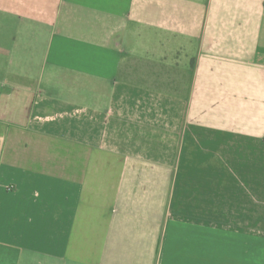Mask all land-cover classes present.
<instances>
[{"label": "crops", "instance_id": "crops-1", "mask_svg": "<svg viewBox=\"0 0 264 264\" xmlns=\"http://www.w3.org/2000/svg\"><path fill=\"white\" fill-rule=\"evenodd\" d=\"M256 240L264 0H0V264H255Z\"/></svg>", "mask_w": 264, "mask_h": 264}, {"label": "rangeland", "instance_id": "rangeland-1", "mask_svg": "<svg viewBox=\"0 0 264 264\" xmlns=\"http://www.w3.org/2000/svg\"><path fill=\"white\" fill-rule=\"evenodd\" d=\"M263 240H256L255 243V264H263L264 252H263Z\"/></svg>", "mask_w": 264, "mask_h": 264}]
</instances>
